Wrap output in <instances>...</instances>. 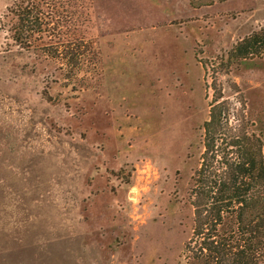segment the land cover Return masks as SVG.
Masks as SVG:
<instances>
[{
    "label": "rangeland",
    "instance_id": "374dc122",
    "mask_svg": "<svg viewBox=\"0 0 264 264\" xmlns=\"http://www.w3.org/2000/svg\"><path fill=\"white\" fill-rule=\"evenodd\" d=\"M259 1L87 0L100 62L80 92L0 28V264H185L213 97L264 140V55L226 59Z\"/></svg>",
    "mask_w": 264,
    "mask_h": 264
},
{
    "label": "trees",
    "instance_id": "16d2710c",
    "mask_svg": "<svg viewBox=\"0 0 264 264\" xmlns=\"http://www.w3.org/2000/svg\"><path fill=\"white\" fill-rule=\"evenodd\" d=\"M86 6L87 0H11L0 28L8 46L53 67L51 82L80 92L100 62L85 29ZM226 55L229 64L263 56L264 23ZM242 106L230 121L228 102L215 95L202 124V151L187 190L192 225L181 252L185 264H264V140Z\"/></svg>",
    "mask_w": 264,
    "mask_h": 264
},
{
    "label": "crops",
    "instance_id": "0c3cea01",
    "mask_svg": "<svg viewBox=\"0 0 264 264\" xmlns=\"http://www.w3.org/2000/svg\"><path fill=\"white\" fill-rule=\"evenodd\" d=\"M255 11H258L259 15H261V17H264V1L258 2Z\"/></svg>",
    "mask_w": 264,
    "mask_h": 264
}]
</instances>
